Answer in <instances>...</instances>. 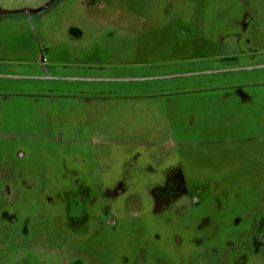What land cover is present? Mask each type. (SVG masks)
Masks as SVG:
<instances>
[{"label":"rangeland","instance_id":"obj_1","mask_svg":"<svg viewBox=\"0 0 264 264\" xmlns=\"http://www.w3.org/2000/svg\"><path fill=\"white\" fill-rule=\"evenodd\" d=\"M263 217L264 0H0V264H264Z\"/></svg>","mask_w":264,"mask_h":264},{"label":"flooded vegetation","instance_id":"obj_2","mask_svg":"<svg viewBox=\"0 0 264 264\" xmlns=\"http://www.w3.org/2000/svg\"><path fill=\"white\" fill-rule=\"evenodd\" d=\"M217 71H212L211 73H216ZM205 73H207V72H204V74ZM197 75V74H203V73H194V74H180V75H175V76H173V77H184V76H192V75ZM134 80H147V79H134ZM83 197H84V195H83ZM74 205H76V206H79L80 205V203L79 202H77V203H75L74 202ZM261 224H264V217L262 218V222H261ZM261 232V233H260ZM259 233H260V235H263L264 234V226L262 225L260 228H259Z\"/></svg>","mask_w":264,"mask_h":264}]
</instances>
